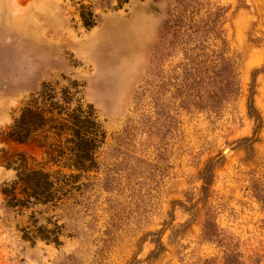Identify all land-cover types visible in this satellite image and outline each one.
Masks as SVG:
<instances>
[{
    "label": "rangeland",
    "instance_id": "1",
    "mask_svg": "<svg viewBox=\"0 0 264 264\" xmlns=\"http://www.w3.org/2000/svg\"><path fill=\"white\" fill-rule=\"evenodd\" d=\"M223 51L238 91L217 107ZM44 84L106 131L48 213L59 245L24 239L1 191L18 164L60 168L39 132L6 135ZM0 264H264V0H0Z\"/></svg>",
    "mask_w": 264,
    "mask_h": 264
},
{
    "label": "trees",
    "instance_id": "2",
    "mask_svg": "<svg viewBox=\"0 0 264 264\" xmlns=\"http://www.w3.org/2000/svg\"><path fill=\"white\" fill-rule=\"evenodd\" d=\"M92 15L91 11L81 13L86 28L96 24V20L91 18ZM169 26L170 24L164 26L160 41ZM185 42L184 40L183 44ZM219 62L221 71L217 107L222 106L231 96H236L238 91V84L234 90H229L226 84V76L229 73L235 75L232 59L223 51ZM229 67L232 69L230 72ZM54 86H42L36 94L37 97L34 99V96L20 109L6 135L12 141L22 143L39 132L43 138L40 146L54 153L53 162L60 168L48 171L42 167L28 168L25 164H18L15 167V179L4 183L1 191L7 208L31 210V223L22 229L24 239L32 243L41 239L59 245L62 243L60 237L66 235L65 225L60 224L58 218L52 222L53 217L48 216V213L83 190L81 179L88 178V173L100 164L97 151L105 141L106 131L92 104L85 107L81 100L73 104V98H59ZM188 106L201 108V102L190 101ZM206 106L211 107V104ZM249 109L251 112L254 110L253 102H250ZM62 168H68L71 172L65 173ZM206 173L205 170L203 176ZM40 217L46 224H41ZM49 222H52V228L47 227Z\"/></svg>",
    "mask_w": 264,
    "mask_h": 264
}]
</instances>
